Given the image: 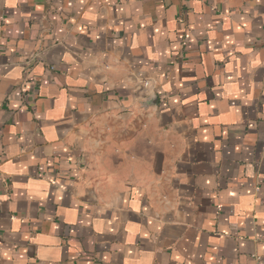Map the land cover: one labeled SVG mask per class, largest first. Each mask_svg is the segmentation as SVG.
<instances>
[{
  "label": "crops",
  "instance_id": "0c3cea01",
  "mask_svg": "<svg viewBox=\"0 0 264 264\" xmlns=\"http://www.w3.org/2000/svg\"><path fill=\"white\" fill-rule=\"evenodd\" d=\"M0 264H264V0H0Z\"/></svg>",
  "mask_w": 264,
  "mask_h": 264
},
{
  "label": "built area",
  "instance_id": "2783aa9c",
  "mask_svg": "<svg viewBox=\"0 0 264 264\" xmlns=\"http://www.w3.org/2000/svg\"><path fill=\"white\" fill-rule=\"evenodd\" d=\"M86 1V0H85Z\"/></svg>",
  "mask_w": 264,
  "mask_h": 264
}]
</instances>
